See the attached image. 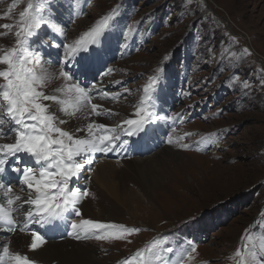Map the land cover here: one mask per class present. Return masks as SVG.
<instances>
[{"label":"rangeland","instance_id":"1","mask_svg":"<svg viewBox=\"0 0 264 264\" xmlns=\"http://www.w3.org/2000/svg\"><path fill=\"white\" fill-rule=\"evenodd\" d=\"M33 3L52 25L40 30L34 38L37 44L54 40L71 44L97 20L119 9L96 45L103 49L106 67L113 69L107 76L97 77L98 87L112 93L130 90L117 100L99 94L93 97L97 105L105 103L104 110L117 113L105 115L110 126L127 119V110L134 113L144 86L158 68L163 69L156 93L158 114H184L170 124L159 122L165 127L159 145L129 158L154 157L152 169L161 177L154 182L152 194L134 201L137 210H128L120 218V223L141 231L129 238L131 242L79 240L91 250L88 264H119L161 234H168L178 245L185 240L195 244L196 252L184 264H236L233 254L241 246L245 229H250L248 245L259 253L264 245V0ZM27 4L28 0H0V25L14 26L0 28L4 34L0 35V48L15 45L19 13ZM125 32L130 34L124 36ZM62 51L46 47L44 60L61 57ZM60 67L45 63L37 71L46 69L50 77H56ZM244 83L249 85L247 89ZM56 106L52 107L58 114ZM169 137L172 145L166 143ZM180 144L190 147L180 148ZM101 156L95 154V158ZM146 167L142 165V170ZM169 173L173 180L167 183ZM84 176L97 181L93 168ZM33 227L45 237L51 230ZM54 232L62 236V232ZM2 235L7 234L0 232Z\"/></svg>","mask_w":264,"mask_h":264},{"label":"snow or ice","instance_id":"2","mask_svg":"<svg viewBox=\"0 0 264 264\" xmlns=\"http://www.w3.org/2000/svg\"><path fill=\"white\" fill-rule=\"evenodd\" d=\"M186 3H192V0H186ZM118 14L119 9H113L71 44H65L63 40L37 44L34 38L40 30L46 26L52 28V25L41 15V8L28 0L27 7L19 13L15 45L0 48V141H12L0 142V232L8 236V242L0 237V264H37L27 254L11 252L9 247L11 236L19 233L30 236L29 251L41 248L46 243L45 236L33 226L42 230H63L76 240L95 238L131 242L129 238L141 231L139 227L122 223L91 218L69 219L70 216L83 217L82 202L94 196L88 187L91 177H85L84 173L92 171L96 153L126 152L130 138L148 136L153 125L170 124L184 115L158 114L156 93L163 71L158 68L157 74L150 77L143 88L144 96L133 113L135 118L124 119L115 127L91 119L93 116L117 115L91 103L95 95L117 100L130 92L124 88L122 92L112 93L98 87L97 81V77L113 71L106 67L103 49L96 46L97 39ZM51 18H55L54 10H51ZM13 27L0 25L6 30ZM129 34L123 33L124 36ZM46 47L62 48L61 57H49L45 61L43 49ZM45 63L61 65L56 77H50L46 69L37 71ZM53 78L65 82L54 90V93H63L65 99L46 93ZM115 83L123 84L122 81ZM243 87L247 89L249 85L244 83ZM53 104L61 105L59 111L68 119H61L52 110ZM73 118L86 120L83 127L75 129V133H84L83 136L60 126ZM166 143L172 145L174 141L169 137ZM179 147L186 149L190 145L180 144ZM13 183H18L19 193L14 190ZM249 232L250 229H245L241 246L235 249L233 258L236 264H264V245L259 253L250 247L246 240ZM195 252L193 242L185 240L178 245L168 234H161L119 264H184Z\"/></svg>","mask_w":264,"mask_h":264},{"label":"bare ground","instance_id":"3","mask_svg":"<svg viewBox=\"0 0 264 264\" xmlns=\"http://www.w3.org/2000/svg\"><path fill=\"white\" fill-rule=\"evenodd\" d=\"M58 72L59 70L55 73L58 74ZM64 83L65 82L61 79L50 82L46 89V93L57 94L61 99H65L66 97L63 93H54V90L58 87H62ZM91 103L96 104L93 99ZM104 104V102L101 103L102 109L104 108ZM56 107L59 111L62 106L57 105ZM55 109V107H52L53 111H55ZM69 110L71 111V109ZM57 115H60L59 117L61 119H68L61 111H59ZM127 115V118L134 117L128 110ZM95 117L93 116L91 119L95 120L97 123L110 125V122L106 120L105 116H99L100 119ZM85 123V119L73 118L67 124L60 126L65 128V130L75 133V129L77 127H83ZM75 134L78 136L84 135V133ZM0 142L12 141L5 139ZM154 162V157L140 159L128 158L123 160L112 159L105 156L95 158L92 168L97 172V181L91 179L88 185L89 190L94 196L86 198L82 202L81 210L84 215L78 218H91L105 222L120 223V218L124 216L128 210H137L136 206H134V201H142L143 197H148L154 192V182L161 178L158 172L152 169V164ZM142 165H146L147 167L142 170ZM171 180H173V177L172 174L169 173L166 181L169 183ZM97 182L102 183L99 185ZM81 183H83V181ZM107 204L108 206H106ZM70 218L72 219V217ZM2 237L8 239L7 235H2ZM78 241L79 240L69 236L59 241L46 239V243L41 248L35 251H29L28 245L30 243V236L17 233L10 238V251L27 254L31 259L37 261V264H88L91 262V260L89 261L91 250Z\"/></svg>","mask_w":264,"mask_h":264}]
</instances>
